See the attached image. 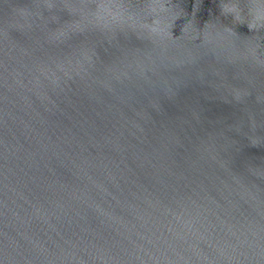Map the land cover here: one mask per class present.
Here are the masks:
<instances>
[{
    "label": "water",
    "instance_id": "obj_1",
    "mask_svg": "<svg viewBox=\"0 0 264 264\" xmlns=\"http://www.w3.org/2000/svg\"><path fill=\"white\" fill-rule=\"evenodd\" d=\"M0 264H264V0H0Z\"/></svg>",
    "mask_w": 264,
    "mask_h": 264
}]
</instances>
